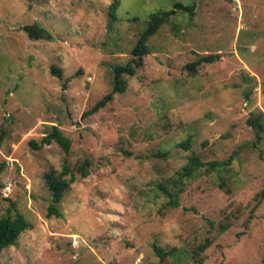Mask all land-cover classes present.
Returning <instances> with one entry per match:
<instances>
[{"label":"rangeland","instance_id":"rangeland-1","mask_svg":"<svg viewBox=\"0 0 264 264\" xmlns=\"http://www.w3.org/2000/svg\"><path fill=\"white\" fill-rule=\"evenodd\" d=\"M111 2L0 0V218L28 223L0 264H260L264 131L246 120L264 121V0H117L114 18ZM176 3L192 14L175 10L124 91L82 117L149 15ZM33 23L50 39H28ZM50 126L67 153L29 145ZM190 156L202 167L184 177ZM62 170L73 182L47 217L45 176Z\"/></svg>","mask_w":264,"mask_h":264},{"label":"trees","instance_id":"trees-1","mask_svg":"<svg viewBox=\"0 0 264 264\" xmlns=\"http://www.w3.org/2000/svg\"><path fill=\"white\" fill-rule=\"evenodd\" d=\"M197 1V0H191ZM117 6V0H112L109 5V15L111 18H114V10ZM175 10H186L190 13L193 12V6L183 7L182 5L176 3L173 4V8L170 10H156L152 12L147 21L145 29L139 34L138 39L130 51L132 58L125 65L115 66L112 70V79L111 87L109 92L102 96L90 109L82 113V117L92 115L98 110L106 106L109 102L112 101V98L116 94H121L125 89V81L123 76H133L138 68L142 65V57L147 54L146 42L149 37L154 35L159 27L165 23L172 15L175 14ZM22 31L26 34L28 39L31 40H40V39H50V35L46 33L42 28L37 24L33 23L31 25H25L22 27ZM212 55H206L203 57L197 58L195 61L187 65V69L190 72H194L195 68L201 63H211ZM51 75L61 79V74L58 69L51 66L49 68ZM65 83H62V88H64ZM247 126H249L255 135V140L258 141L260 134L264 131V121L261 115L255 117H249L246 120ZM50 143H55L62 151L65 153L68 152L70 141L64 137L60 130L56 126H50L49 130L40 138L39 144H35L30 141L29 145L33 149H38L41 146L49 145ZM189 139H186L183 142L176 144L177 148L188 149ZM212 166V165H210ZM202 167V163L195 156H190L187 160L185 166L182 167V175L184 177H190L197 169ZM67 173V170H62L58 174L59 177H54L52 174H47L45 176L46 186L50 193V203L47 206L46 216L49 217L54 215L55 217H60L61 214L57 208V205L60 203L64 190L68 185L73 182V178H70L68 181L62 179ZM169 201L167 206H176L177 203L172 195L168 194ZM28 228V223L20 216L16 215L13 219L8 217L0 218V251L9 246H13L18 235ZM206 242L205 244H207ZM205 244L198 246V250L202 251L205 248ZM152 251L155 257L159 261H163L166 256L170 255L169 251H165L159 247L152 246ZM260 264H264V257Z\"/></svg>","mask_w":264,"mask_h":264}]
</instances>
